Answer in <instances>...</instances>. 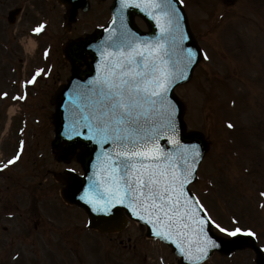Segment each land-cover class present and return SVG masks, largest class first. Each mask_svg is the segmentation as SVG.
<instances>
[{"label":"rangeland","instance_id":"obj_1","mask_svg":"<svg viewBox=\"0 0 264 264\" xmlns=\"http://www.w3.org/2000/svg\"><path fill=\"white\" fill-rule=\"evenodd\" d=\"M108 1L110 3V0H91L89 12L80 14V20L77 21L73 33L77 34L84 29L92 28V24L97 19H101L102 14L96 13L95 10L91 11V7H102ZM185 1L193 15V24L197 26V30L200 26L208 28L215 25L219 13L214 11L213 17L211 16L214 10L213 0ZM26 3V0H0V38L4 40L12 33L14 37L16 33L19 44L23 40H26L24 41L26 43L31 38L38 43L39 51L41 44L55 42L56 37L58 40H63L71 35L69 30H64L62 16L64 8L57 2L50 3L48 6L50 11L44 8L39 10L42 4L39 6L37 4V8L32 9ZM19 5L26 6L25 13L21 16L23 20L18 22L17 26L9 27L7 13L13 6ZM53 5L54 9H51ZM217 6L219 12L224 11L219 3ZM231 7L225 11L226 13L224 12L223 22L214 29L215 31L209 32V37L204 33L198 36L200 42L204 43L206 49L204 54L206 53L208 58H204V62L196 67L192 78L177 85L174 92L186 106L184 118L187 128L200 130L210 142L198 169L199 179L191 185L193 191L222 227L231 230L235 227L247 229L250 224L257 225L258 243H262L264 248V218L260 217V212H256L258 209L264 213V195H262L264 194V137L261 138L264 132V0H237ZM108 10L104 11V16ZM33 14V20L26 21ZM35 21L44 24L47 30L45 34L37 37L38 39L32 33L25 32L33 29ZM244 44H246L245 51L241 48ZM20 47L23 49L21 44ZM29 51L25 53L23 49L22 52L26 57H30V53L35 51L30 47ZM4 55L3 41L0 39V146L4 148L7 145L9 148L20 133L31 125V121L40 117V121L35 125L36 136L34 138L25 136L32 142L27 148L24 147L22 153L19 152L20 159L10 165L5 174L15 176L17 173L20 178L17 180L31 188L40 185L41 189L46 190L47 187L46 196L52 199L44 203L47 213L42 212L40 218L33 217L31 213L32 205L29 201L31 193L27 188L21 189V185L17 187L14 185L16 191L15 189L13 191L16 193L12 190L5 193L4 200L0 202V264H11L9 260L11 251L12 253L20 251V264H26L29 256L38 257L39 264L67 262L79 264L77 257L79 254L84 258L81 264H141V256L136 257L131 248H121L118 245L119 239L125 242L128 236L135 237L139 243L142 234L139 231L142 230L137 224L131 223L129 228L117 236L114 234L100 237L99 233L84 228L85 214L77 208L66 206L59 195L60 185L53 182L51 175L47 176L43 172L47 168L52 171L63 170L65 167L64 164L55 161L50 148L54 136L53 115L50 120L48 118L49 109L54 110V105L39 102L35 106L29 99H21V106L19 105L21 110L18 109V114L13 117L7 135L3 133L4 123L9 124L7 114L4 115L5 109L7 104L14 100L11 85L7 82L10 78L6 75L5 70L8 67L5 65ZM33 67L34 64L30 66ZM67 71V66L64 64L57 72L63 79ZM54 84L55 81L52 80L50 86ZM5 93L7 95H4ZM232 95L237 97L236 106L230 101ZM41 98L38 101L45 99L43 95ZM256 106L260 110L259 115ZM237 107L238 109L242 107L240 113L238 109L236 110ZM255 116L258 117L257 120ZM227 120L232 121L233 130L227 126L228 129L225 131ZM239 145H241L240 151L236 148ZM2 178L5 177L0 174V182ZM6 183L13 184L11 181L2 180L3 187ZM51 184L56 185L54 190H51ZM6 206L9 207L8 210ZM14 207L17 209H13ZM6 211H16L13 212L15 216L1 218ZM247 211L246 218L234 220L235 216ZM20 214L22 217H19ZM260 220L263 223H260ZM75 225L78 227L71 228ZM3 226L7 227L6 231ZM50 236H54V239ZM105 241L106 245L103 244ZM69 247H72L71 252ZM61 248L63 250H60ZM149 254L151 252L148 251V256ZM233 256L224 258L216 255L205 264H255L252 249L237 251ZM163 257L157 260L175 264L176 258L171 250L165 248ZM106 258L109 261H105ZM143 264L151 263L148 260Z\"/></svg>","mask_w":264,"mask_h":264},{"label":"snow or ice","instance_id":"obj_2","mask_svg":"<svg viewBox=\"0 0 264 264\" xmlns=\"http://www.w3.org/2000/svg\"><path fill=\"white\" fill-rule=\"evenodd\" d=\"M119 5L111 21L116 27L98 47L96 75L87 83H77L68 97L64 135L68 140L86 137L102 149L93 166L96 171L79 198L95 213L111 214L116 206H126L132 216L152 226L154 236L172 241L191 264H199L209 249L217 247L208 235L209 226L229 236L256 233L240 227L230 230L211 215H200L207 210L186 187L195 179L200 146L182 143L179 109L170 92L189 78L197 52L183 47L188 37L180 27L183 14L176 0H119ZM130 7L156 20L160 35L142 39L128 28L124 19ZM43 29L40 24L33 32ZM43 71L37 69L26 84L35 83ZM228 127L234 125L229 122ZM162 136L175 151L160 146ZM19 159L18 152L0 163V170Z\"/></svg>","mask_w":264,"mask_h":264},{"label":"water","instance_id":"obj_3","mask_svg":"<svg viewBox=\"0 0 264 264\" xmlns=\"http://www.w3.org/2000/svg\"><path fill=\"white\" fill-rule=\"evenodd\" d=\"M67 1L71 2L70 3L71 4L70 11L72 10L71 14L74 13V10L77 6L82 5L86 7V4H87V0H67ZM176 8L179 10L177 1H176ZM138 11L142 12V14L145 15L144 11L136 7L129 9L128 12H125L124 22L127 24L128 28H130L133 32L139 35L142 39H152L160 35V30L157 25V22L153 18L149 19V25L151 28L150 33L145 34L137 30L132 20V16L134 13ZM12 20L13 19H11V21ZM117 24H119L118 17H117ZM112 27H116V25L111 24L109 27L101 29L99 34L94 35L92 37H88L87 39L83 40L82 42L83 45L81 46L76 45L75 43H70L68 45V48L66 49L67 55L74 62L80 61L83 58V55L85 53H89L92 59L90 62H88V66L85 70L80 71L78 70L77 66L74 67L73 75H72L73 77L70 83L68 85L61 87L58 90L54 98V102L57 105V111L55 114L57 135L54 141V146L58 148L59 144L62 141H65L67 143L66 147L62 151L59 152V155H58L59 159L67 160L70 157V155H72L73 152L77 149V147L84 146V150L80 155V160L82 161V164L86 170V175L81 178L76 177V176H71L69 173L61 175L60 179H62L64 182L67 183V188L63 190V196L65 197V199L69 201H73L80 205L85 206L88 209L89 213L91 214L92 225L103 231L118 230L124 227L125 217H124V213L122 212L123 208L127 210V213L131 217H133L134 219H138V218H136L135 216H132L130 214V210L124 205L116 206L112 210L111 214L95 213L91 210L90 206H88L84 201L80 200L79 197L82 194L84 187L88 185L93 172L96 171V169L93 166L96 164V157L99 155L102 149L97 143L87 139L86 137H74L72 140H68L67 137L64 135V132H65L66 125L68 123L69 108H70L68 97L71 94L72 89L76 86L77 83H87L90 79H92L96 75L97 64L100 62V55H99V51L96 52V54H94L93 50H95L96 47L98 48L101 42L105 40V38L108 36L109 31ZM180 27L182 28V25ZM182 29L184 31V23H183ZM183 47L192 48L196 50L197 61L199 60L200 52L194 40L191 38V36H190V40L186 39L183 41ZM195 65L196 63L192 65V67L188 70L187 72L188 77H190L193 67ZM179 82H182V81H179ZM170 96L176 102L177 107L179 109L178 123L180 126V139L182 143L189 144V145L198 144L200 146V152H201V158H202L205 150L208 147L204 136L198 132H193L191 134L184 133V122L182 120L184 106L176 99V97L173 94V91L170 92ZM159 143H160V146L163 147L165 150H171V151L176 150L175 146L170 144L168 140L164 138L163 136L160 138ZM104 147L110 148V145H105ZM200 215H203V213L201 212ZM148 228H149L148 234L151 236H154L152 226L148 224ZM208 235L211 236V238L216 242V245H217V247L209 249L208 255H210L215 249L228 254L236 249L244 248L245 246H252L253 248H255L258 254L257 263L264 264V256L261 253V251L256 247L255 241L252 238L237 236L233 239H226V238L218 237L212 234L210 226L208 229ZM158 238H161V237H158ZM168 242H170L174 246L175 251L178 252L182 256L177 245L173 243L172 241H168ZM182 264H191V262L182 256Z\"/></svg>","mask_w":264,"mask_h":264},{"label":"bare ground","instance_id":"obj_4","mask_svg":"<svg viewBox=\"0 0 264 264\" xmlns=\"http://www.w3.org/2000/svg\"><path fill=\"white\" fill-rule=\"evenodd\" d=\"M30 46H32V48L35 46V42L34 41H30ZM16 112V108L15 107H11L10 108V113L14 114Z\"/></svg>","mask_w":264,"mask_h":264}]
</instances>
